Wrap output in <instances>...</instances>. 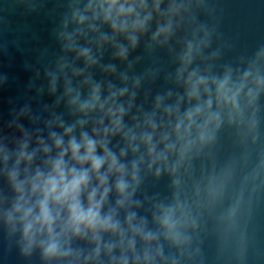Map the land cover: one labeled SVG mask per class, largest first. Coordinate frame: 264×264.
<instances>
[{
  "label": "clouds",
  "instance_id": "1",
  "mask_svg": "<svg viewBox=\"0 0 264 264\" xmlns=\"http://www.w3.org/2000/svg\"><path fill=\"white\" fill-rule=\"evenodd\" d=\"M54 2L0 115V264H264V43L233 55L219 0Z\"/></svg>",
  "mask_w": 264,
  "mask_h": 264
},
{
  "label": "water",
  "instance_id": "2",
  "mask_svg": "<svg viewBox=\"0 0 264 264\" xmlns=\"http://www.w3.org/2000/svg\"><path fill=\"white\" fill-rule=\"evenodd\" d=\"M55 7L52 0L39 14H25L23 9L9 5H4L0 12L5 21L0 26V70L10 75V82L0 89V115L4 118H7L8 99L19 97L32 76L25 65L36 62L40 49L57 47L51 31L58 12H49ZM218 7L222 13L219 29L234 43L233 55L250 52L264 43V0H219ZM45 100L50 102L48 97ZM257 225L264 236V209L257 216ZM7 264H22V261L13 251L7 256Z\"/></svg>",
  "mask_w": 264,
  "mask_h": 264
}]
</instances>
